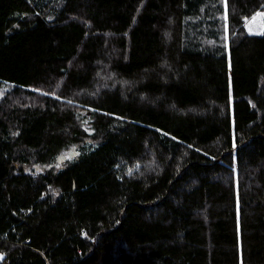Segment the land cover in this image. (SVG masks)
Returning a JSON list of instances; mask_svg holds the SVG:
<instances>
[{
	"label": "trees",
	"instance_id": "16d2710c",
	"mask_svg": "<svg viewBox=\"0 0 264 264\" xmlns=\"http://www.w3.org/2000/svg\"><path fill=\"white\" fill-rule=\"evenodd\" d=\"M258 12L0 0V264H264Z\"/></svg>",
	"mask_w": 264,
	"mask_h": 264
},
{
	"label": "rangeland",
	"instance_id": "374dc122",
	"mask_svg": "<svg viewBox=\"0 0 264 264\" xmlns=\"http://www.w3.org/2000/svg\"><path fill=\"white\" fill-rule=\"evenodd\" d=\"M246 30L249 34L261 35L264 33V13L258 12L252 18L246 20ZM0 91V96H1ZM1 258V257H0Z\"/></svg>",
	"mask_w": 264,
	"mask_h": 264
},
{
	"label": "water",
	"instance_id": "95a60500",
	"mask_svg": "<svg viewBox=\"0 0 264 264\" xmlns=\"http://www.w3.org/2000/svg\"><path fill=\"white\" fill-rule=\"evenodd\" d=\"M58 160H59V162H62L64 160V158L60 157V159H58Z\"/></svg>",
	"mask_w": 264,
	"mask_h": 264
}]
</instances>
